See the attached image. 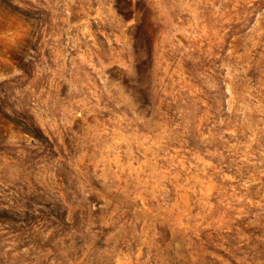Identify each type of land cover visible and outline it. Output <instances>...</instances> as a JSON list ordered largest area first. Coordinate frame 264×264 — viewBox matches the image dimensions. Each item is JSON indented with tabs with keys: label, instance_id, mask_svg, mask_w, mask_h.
I'll return each mask as SVG.
<instances>
[{
	"label": "rangeland",
	"instance_id": "rangeland-1",
	"mask_svg": "<svg viewBox=\"0 0 264 264\" xmlns=\"http://www.w3.org/2000/svg\"><path fill=\"white\" fill-rule=\"evenodd\" d=\"M0 264H264V0H0Z\"/></svg>",
	"mask_w": 264,
	"mask_h": 264
}]
</instances>
